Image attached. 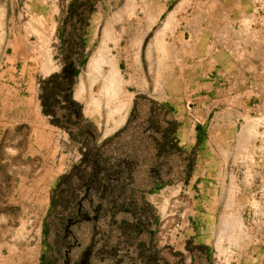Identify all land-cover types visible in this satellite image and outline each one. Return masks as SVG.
<instances>
[{
	"label": "crops",
	"instance_id": "0c3cea01",
	"mask_svg": "<svg viewBox=\"0 0 264 264\" xmlns=\"http://www.w3.org/2000/svg\"><path fill=\"white\" fill-rule=\"evenodd\" d=\"M69 1L0 0V74H32ZM248 10V0H99L82 41L91 58L72 98L85 120L110 137L141 96L169 111L179 146L196 149L167 202L177 198L176 212L181 203L201 264H264V145L248 143L264 136V29L249 27ZM35 89L30 79L22 90L33 101ZM24 254L16 238L0 264H25Z\"/></svg>",
	"mask_w": 264,
	"mask_h": 264
},
{
	"label": "rangeland",
	"instance_id": "374dc122",
	"mask_svg": "<svg viewBox=\"0 0 264 264\" xmlns=\"http://www.w3.org/2000/svg\"><path fill=\"white\" fill-rule=\"evenodd\" d=\"M248 3L244 19L252 20L249 27L264 29V0ZM60 35L48 43L47 55L30 63L32 74H0V252L22 237L25 264H39L44 252L48 264H191L187 259L192 255L201 264L203 250L182 235L187 224L180 215L181 203L176 212L177 198L167 202L168 194H177L174 190L186 185V166L190 160L194 165L196 151L192 156V150L179 146L174 135L177 123L169 111L156 110L146 98L140 99L127 130L111 145L117 155H130L132 170L125 190L118 181L104 191H86L72 178L59 191L47 238L49 250L45 247L42 226L49 214L50 193L80 155L66 132L51 126L41 113L39 120L33 116L37 98L32 101L31 91L22 89L31 79L39 94V81L60 70ZM89 58L91 53H82L76 86ZM9 87L17 88L16 93ZM15 97L24 100L19 107L3 104ZM62 115L57 109L56 116ZM95 131L98 143L109 138L104 137L107 131ZM255 140L264 145V136L254 138L250 132L248 143ZM76 210L81 213L75 215Z\"/></svg>",
	"mask_w": 264,
	"mask_h": 264
},
{
	"label": "trees",
	"instance_id": "16d2710c",
	"mask_svg": "<svg viewBox=\"0 0 264 264\" xmlns=\"http://www.w3.org/2000/svg\"><path fill=\"white\" fill-rule=\"evenodd\" d=\"M97 1L99 0L69 1L64 11V19L59 26V32H61V47L59 49L61 68L57 73L39 81L38 100L41 114L48 118L51 126L66 132L68 140L78 145L80 155L79 160L59 176L55 187L50 193L49 214L42 226V241L47 250H49L47 238L51 231V218L56 205L59 203L58 194L62 187L66 186L72 178H75L78 187L86 191H104L107 186L111 187V184L118 181L124 185L122 189L124 191L126 187L124 182L132 170L130 155H117L111 145L127 130L130 115L136 112L138 102L144 97L139 96L134 100L131 113L123 129L100 143H98V134L95 127L83 118L81 106L72 98V89L82 64L80 57L84 52L83 36L88 26L89 16L93 12L94 4ZM149 102L153 108L156 107V110H164L162 106ZM57 109L63 112L61 118L56 116ZM154 112L155 110L151 109V113ZM169 123L173 125L172 122ZM195 151V149L192 150V156L195 155ZM186 167V179L188 180L193 162L190 160ZM122 191L120 190V192ZM78 212L81 213L80 210H76L74 214L76 215ZM82 258L85 260V255ZM39 264H48V257L45 252L41 256Z\"/></svg>",
	"mask_w": 264,
	"mask_h": 264
},
{
	"label": "bare ground",
	"instance_id": "6f19581e",
	"mask_svg": "<svg viewBox=\"0 0 264 264\" xmlns=\"http://www.w3.org/2000/svg\"><path fill=\"white\" fill-rule=\"evenodd\" d=\"M79 88H80V81L77 83V86H76V94L78 93Z\"/></svg>",
	"mask_w": 264,
	"mask_h": 264
}]
</instances>
